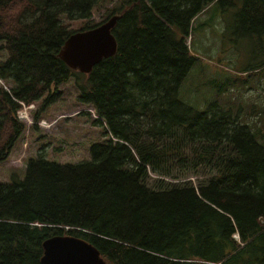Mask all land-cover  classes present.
Returning a JSON list of instances; mask_svg holds the SVG:
<instances>
[{
	"label": "trees",
	"instance_id": "obj_1",
	"mask_svg": "<svg viewBox=\"0 0 264 264\" xmlns=\"http://www.w3.org/2000/svg\"><path fill=\"white\" fill-rule=\"evenodd\" d=\"M229 2L119 0L96 23L99 0H0V165L27 131L22 103L38 104L35 129L72 80L109 135L90 160L39 153L24 179L0 183V264H44L56 236L88 241L107 264H264V124L243 122L229 101L198 111L179 94L198 60L187 44L193 22ZM241 13L264 40V0H245ZM113 16L114 56L90 74L59 57L72 34ZM254 108L247 117L263 122L264 107ZM151 175L177 183L158 179L168 187L154 190Z\"/></svg>",
	"mask_w": 264,
	"mask_h": 264
},
{
	"label": "rangeland",
	"instance_id": "obj_2",
	"mask_svg": "<svg viewBox=\"0 0 264 264\" xmlns=\"http://www.w3.org/2000/svg\"><path fill=\"white\" fill-rule=\"evenodd\" d=\"M118 2L99 0L93 21L101 22L108 9ZM244 4L245 0L217 3L195 19L187 44L198 60L183 81L179 94L183 102L198 111H206L216 101L222 105L229 101L237 109L242 107L240 117L243 122L248 119L251 124L263 126L264 119L262 122L255 113L247 117V105L255 106L254 111L264 107V40L250 37L245 14L241 13ZM83 24L75 21L71 24L72 29L82 30ZM5 57V52L0 51V61ZM257 67H261V73L247 78V69ZM247 79L251 87H247ZM60 92L61 98L42 112L37 128L34 129L33 124L38 104L18 113L20 121L27 125V131L9 160L0 165V183L24 179L28 160L38 158L39 153L45 154L51 162L76 164L90 160L93 145L109 140L106 127L96 123L95 110L78 100L79 93L73 80L62 85ZM151 177L147 180L151 189L168 187L158 183L157 180L163 178ZM163 180L167 184L177 183L171 179ZM190 180L197 184L195 178Z\"/></svg>",
	"mask_w": 264,
	"mask_h": 264
},
{
	"label": "water",
	"instance_id": "obj_3",
	"mask_svg": "<svg viewBox=\"0 0 264 264\" xmlns=\"http://www.w3.org/2000/svg\"><path fill=\"white\" fill-rule=\"evenodd\" d=\"M118 17L113 16L93 29L72 34L59 57L73 70L90 74L103 59L117 52L112 34ZM44 264H107L100 252L88 241L70 236H56L45 245Z\"/></svg>",
	"mask_w": 264,
	"mask_h": 264
},
{
	"label": "built area",
	"instance_id": "obj_4",
	"mask_svg": "<svg viewBox=\"0 0 264 264\" xmlns=\"http://www.w3.org/2000/svg\"><path fill=\"white\" fill-rule=\"evenodd\" d=\"M23 106H24V108L27 110V109H31V108H35V105H30V106H25L24 104H23ZM23 115V117L24 118H26V116H25V114L23 113L22 114ZM45 122H43L42 124H44Z\"/></svg>",
	"mask_w": 264,
	"mask_h": 264
}]
</instances>
